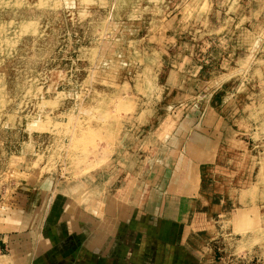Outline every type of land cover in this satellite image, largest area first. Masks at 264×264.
Instances as JSON below:
<instances>
[{"label":"clouds","instance_id":"1","mask_svg":"<svg viewBox=\"0 0 264 264\" xmlns=\"http://www.w3.org/2000/svg\"><path fill=\"white\" fill-rule=\"evenodd\" d=\"M32 194L264 264V0H0V264L34 258Z\"/></svg>","mask_w":264,"mask_h":264},{"label":"crops","instance_id":"2","mask_svg":"<svg viewBox=\"0 0 264 264\" xmlns=\"http://www.w3.org/2000/svg\"><path fill=\"white\" fill-rule=\"evenodd\" d=\"M64 205L61 203L59 205L57 202L53 204L52 215L56 217L59 211H61V215L59 214L60 217L55 219L48 218L46 220V226L44 228L42 227V230L37 233L39 245L35 248L38 250V253H34V258L38 256L41 260H46V258H49V255L58 254L59 250L53 249L56 248V240L59 238L61 240V237H65V241H68L69 247L72 246L71 244L81 241V248L85 251L86 257L93 256L94 254L100 256L99 254H102V257L105 258L106 252L116 251V256L126 254V257L131 262L128 261L129 264H141L144 259V254L148 251L151 253V256L147 264H198L195 257L186 252L180 245L184 234V226L182 224L166 219H161L153 223V217L150 214H143L142 211L140 212L135 207L130 210L127 207L115 206L112 207V212L109 214L112 217H107V222L105 220L103 222L105 228L107 227L108 230L102 228L98 231L94 229V217L92 219L88 215H85V220L82 221L77 220L78 216L74 214L73 216L75 218L70 217V219L73 218L74 220L69 223L66 217L67 215L73 214V212L71 210L65 211ZM177 210L182 212L184 210L183 206ZM45 218L42 220L45 221ZM87 219L93 221L94 226L91 227V222L88 224ZM64 224L67 225V228ZM121 231L124 233L119 234L118 232ZM41 235L43 239L40 241L39 238ZM185 235L187 234L185 233ZM49 240L51 241L50 245L47 243ZM115 241L116 244L112 248L111 244L115 243ZM142 242H145L143 249H141ZM157 242H165L169 245H165L163 249H158L156 248ZM52 243H54V246ZM0 247H3V245L0 244ZM21 247V249H28L30 251V244L28 243H24ZM72 248L68 250L71 251ZM68 250H65V252ZM129 252L132 253L131 256H128ZM156 255L163 258L162 263H156V261L152 260V258H156ZM119 262L118 259L117 264H123ZM128 262H125V264H128Z\"/></svg>","mask_w":264,"mask_h":264},{"label":"rangeland","instance_id":"3","mask_svg":"<svg viewBox=\"0 0 264 264\" xmlns=\"http://www.w3.org/2000/svg\"><path fill=\"white\" fill-rule=\"evenodd\" d=\"M207 183H208V181L206 180L205 181V185L206 186H207ZM33 201H35V206H36V214L34 216V223L37 224V225L42 223L40 225V230H42V227L44 228L46 226V224H47L46 220H48V218H54L55 219V218L60 217L59 214L61 215V211H59V214L56 217L53 216L52 215L53 214L52 213L53 204H50V205H47V206H41L42 205V200H36L35 194H32V196L29 198V202H28V205H27V207L29 209H31ZM56 202L59 205H60V203L62 205L65 204L63 198H60V197L57 198ZM127 208L131 210L133 208V206H128ZM204 211H208V210H204ZM110 212H112V207H111V209L109 207V209L107 210V214H106V216H105V218L103 220H97L96 218L93 219V217H92L95 226L93 225V221H90L89 219H87V222H88V224H89V222H91V224H90L91 227L94 226V229H97L98 231H100L102 228L103 229L105 228L103 222H104V220H105V222H107V220H108L107 217L110 216L109 215ZM73 215H74V213L71 214V215H67V217H66L67 219L66 220H69V223H71V221L74 220L73 218H75V217ZM70 217H73V218L70 219ZM78 217H77V220H82V221L85 220V215H79ZM90 217H88V218H90ZM110 217H112V216H110ZM43 218H45V221L42 220ZM80 218H82V219H80ZM131 218H132V216H131ZM66 224H64V226H66V228H67ZM105 230H108V228L106 227ZM118 233L119 234H123L124 232L121 231V232H118ZM63 235H67V234H63ZM200 235L201 236H205L206 234L201 232ZM56 241H57L55 243V247L56 248H53V249H58L59 250L58 254H55V255L54 254H51V255L46 254V255H49V258H46V260H41V258H38V256H36L35 258L32 259L33 262L31 261V263L32 264H117L118 259H119V261H120L119 263L125 264V262L129 261V259L126 257V254H122L121 256H116V254H115L116 251L115 252L113 251L114 253L112 251L110 253L106 252L105 258L102 257L103 256L102 254H99L100 256L94 254L93 256L90 255V256L86 257L85 251H83V249L81 248V245H82L81 241H78L75 244H71L72 245L71 247H69L68 241H65V237H61V240L59 238ZM17 243H18V246L20 248H22L21 245H23L24 243H28V244H30V251L34 250V253H38V250L35 249L36 247L34 248L33 241L31 240V238L25 237V238L19 240ZM115 244H116V241H115V243L111 244V247L113 248V245H115ZM52 245L54 246V243H52ZM165 245H169V244L165 243V242H157L156 248L163 249L165 247ZM69 248H72L71 251L68 250ZM53 249H52V251H53ZM65 250H68V251L65 252ZM76 252H78V253H76ZM46 253H48V252H46ZM65 255H67V256H65ZM60 256H62V257H60ZM150 256H151V253L147 251L144 254V259H143L141 264H147L150 261ZM217 258H219V253H217ZM162 259L163 258L159 257V255H156V258H152V260L156 261V263H162V261H163ZM129 262H128V264H129Z\"/></svg>","mask_w":264,"mask_h":264}]
</instances>
